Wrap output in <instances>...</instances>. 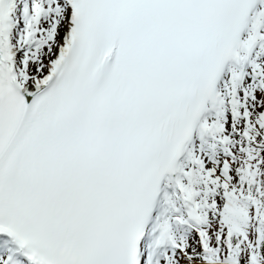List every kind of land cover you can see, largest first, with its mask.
<instances>
[{
	"label": "snow or ice",
	"instance_id": "6c2138e0",
	"mask_svg": "<svg viewBox=\"0 0 264 264\" xmlns=\"http://www.w3.org/2000/svg\"><path fill=\"white\" fill-rule=\"evenodd\" d=\"M0 264H264V0H0Z\"/></svg>",
	"mask_w": 264,
	"mask_h": 264
}]
</instances>
